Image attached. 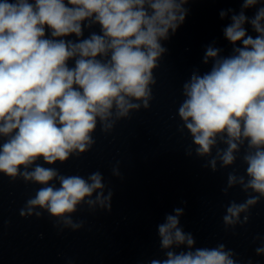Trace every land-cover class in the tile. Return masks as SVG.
I'll return each mask as SVG.
<instances>
[{
    "label": "clouds",
    "instance_id": "obj_1",
    "mask_svg": "<svg viewBox=\"0 0 264 264\" xmlns=\"http://www.w3.org/2000/svg\"><path fill=\"white\" fill-rule=\"evenodd\" d=\"M188 3L0 0V174L39 186L19 210L22 218L46 213L58 232H75L85 226L73 219L81 207L111 212L114 190L100 170L65 175L55 165L90 152L98 128L107 136L151 107L154 72L168 53L163 42L185 23ZM219 17L230 20L222 32L231 51L225 55L215 41L205 46L201 62L210 68H193L182 83L177 130L190 136L185 155L204 160L202 168L232 169L220 192L227 197L238 187L245 198L229 200L222 222L237 235L264 201V0H242L239 12L222 9ZM111 174L123 179L119 161ZM183 215L176 207L157 225L163 258L148 264H259L241 261L225 243L197 247ZM252 243L264 257V235Z\"/></svg>",
    "mask_w": 264,
    "mask_h": 264
},
{
    "label": "water",
    "instance_id": "obj_2",
    "mask_svg": "<svg viewBox=\"0 0 264 264\" xmlns=\"http://www.w3.org/2000/svg\"><path fill=\"white\" fill-rule=\"evenodd\" d=\"M241 2L189 0L185 23L163 42L168 53L154 72L157 83L151 107L119 121L107 136L98 128L90 152L55 165L65 175L87 176L100 170L114 190L110 213L97 210L93 214L86 206L81 207L73 219L84 220V228L58 232L46 213L42 219L19 215L39 186L22 180L10 182L0 174V264H148L153 258H163L157 225L176 207L184 208L180 222L186 232L194 235L197 247L225 243L241 261L252 257L264 264V257L255 256L257 245L252 243L256 233L264 235V201L252 209L249 224L237 226V235L231 230L225 232L224 206L231 199L242 201L244 193L237 187L229 196H223L220 189L232 169L213 173L202 168L204 160L185 155L190 136L177 130L181 123L177 109L183 100L182 83L193 68L201 72L210 68L201 62L209 43L215 41L225 55L230 53L231 45L222 32L230 20H221L219 12L229 8L239 12ZM254 12L249 9L246 15ZM246 27L250 35H256L250 26ZM117 161L123 179L111 174ZM236 166L240 167L239 160ZM243 170L240 167L241 173Z\"/></svg>",
    "mask_w": 264,
    "mask_h": 264
}]
</instances>
